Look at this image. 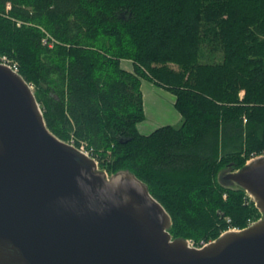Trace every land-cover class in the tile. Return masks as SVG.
Wrapping results in <instances>:
<instances>
[{
  "label": "trees",
  "instance_id": "trees-1",
  "mask_svg": "<svg viewBox=\"0 0 264 264\" xmlns=\"http://www.w3.org/2000/svg\"><path fill=\"white\" fill-rule=\"evenodd\" d=\"M0 55L57 138L148 187L173 239L210 243L261 218L220 177L264 156V0H0ZM143 80L175 96L180 127L140 133Z\"/></svg>",
  "mask_w": 264,
  "mask_h": 264
},
{
  "label": "water",
  "instance_id": "water-1",
  "mask_svg": "<svg viewBox=\"0 0 264 264\" xmlns=\"http://www.w3.org/2000/svg\"><path fill=\"white\" fill-rule=\"evenodd\" d=\"M220 182L261 218L202 248L173 239L148 187L57 138L31 85L0 63V264H264V156Z\"/></svg>",
  "mask_w": 264,
  "mask_h": 264
},
{
  "label": "rangeland",
  "instance_id": "rangeland-1",
  "mask_svg": "<svg viewBox=\"0 0 264 264\" xmlns=\"http://www.w3.org/2000/svg\"><path fill=\"white\" fill-rule=\"evenodd\" d=\"M125 66H126V63H125ZM151 89H154L158 92H164V90L154 86L152 83H149L148 81H145L143 80L142 81V93H143V97L145 96V98L147 97V99L150 100V97L153 96L152 95V92H151ZM162 90V91H160ZM158 94V93H157ZM156 95V94H155ZM158 98H159V101H161L165 106H172V108H174L173 104H171L167 99L164 98V96L158 94ZM160 104L156 107V110L153 112V108L150 104V102L147 101V107L146 104L144 105V108L146 110V118H145V122L143 121L142 123H140L138 125V128L140 130V132L144 135H148L150 133H152L153 131H155V129L161 127L162 125H166L164 124V122L158 120V118H162L161 116H157V114L161 113V111H166L168 114H169V111H167L165 108H164V105L163 104ZM172 116V115H171ZM157 119V120H156ZM182 124L176 126V127H180Z\"/></svg>",
  "mask_w": 264,
  "mask_h": 264
},
{
  "label": "crops",
  "instance_id": "crops-1",
  "mask_svg": "<svg viewBox=\"0 0 264 264\" xmlns=\"http://www.w3.org/2000/svg\"><path fill=\"white\" fill-rule=\"evenodd\" d=\"M125 63H126V66H125ZM123 67L126 69V70H128V71H133L134 70V67H133V64H132V62L131 61H124L123 62ZM146 81V80H145ZM149 82V81H148ZM149 83H151V82H149ZM154 85V84H153ZM155 86V85H154ZM157 87V86H156ZM158 88H160V87H158ZM160 89H162V88H160ZM162 90H164V89H162ZM162 90H160V91H162ZM151 92H152V95L153 96H151L150 97V100L149 99H147V97L145 98V96H144V105L146 104V106L145 107H147V101L148 102H150V104H151V106H152V108H153V112L156 110V107L158 106V105H160L162 102L161 101H159V98H158V94H160V95H162V96H164V98L165 99H167L171 104H173V106H174V108H172V106L170 105V106H165L163 103V105H164V108L167 110V111H169V114L166 112V111H161V113H159V114H157V116H161L162 118H158V120H160V121H162V122H164V124H166V125H162L161 127H163V126H167V125H171V126H174V127H176V126H178V125H180V124H182V122H183V119H182V116H181V114L177 111V109L175 108V101H176V99H175V96L173 95V94H171L170 92H168V91H166V90H164V92L165 93H163V92H158V91H156V90H154V89H151ZM158 93V94H157ZM156 94V95H155ZM145 113H146V110H145ZM172 115V116H171ZM157 120V119H156ZM146 121V120H145ZM144 121V122H145ZM160 128V127H159ZM139 129V128H138ZM158 129V128H157ZM156 130V129H155ZM140 131V130H139ZM141 133V132H140Z\"/></svg>",
  "mask_w": 264,
  "mask_h": 264
},
{
  "label": "built area",
  "instance_id": "built-area-1",
  "mask_svg": "<svg viewBox=\"0 0 264 264\" xmlns=\"http://www.w3.org/2000/svg\"><path fill=\"white\" fill-rule=\"evenodd\" d=\"M0 63L3 65H7L9 66L12 70H14L15 72L19 73V64L18 62L8 58L7 56H1L0 55ZM31 88L34 90V87L31 85ZM74 146V145H73ZM82 153H84L85 155L93 158L94 160L97 161V163L99 164L98 160L94 157V151L93 149L89 148L87 144L82 143L79 147H77ZM257 221H250L248 227L252 226L253 224H255ZM241 229L236 228V227H229L225 232L228 231H239ZM190 246L192 247H196V248H202L205 245H207L208 243H204V242H200L198 245H196L194 242L190 241Z\"/></svg>",
  "mask_w": 264,
  "mask_h": 264
}]
</instances>
